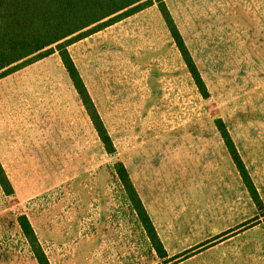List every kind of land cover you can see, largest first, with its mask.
Returning <instances> with one entry per match:
<instances>
[{"label": "rangeland", "instance_id": "obj_1", "mask_svg": "<svg viewBox=\"0 0 264 264\" xmlns=\"http://www.w3.org/2000/svg\"><path fill=\"white\" fill-rule=\"evenodd\" d=\"M163 1L68 46L112 152L59 51L0 77V264H264V0ZM120 164L138 221L99 215Z\"/></svg>", "mask_w": 264, "mask_h": 264}, {"label": "trees", "instance_id": "obj_2", "mask_svg": "<svg viewBox=\"0 0 264 264\" xmlns=\"http://www.w3.org/2000/svg\"><path fill=\"white\" fill-rule=\"evenodd\" d=\"M142 0H0V77L13 69L32 61L40 55H47L55 50L74 82L79 96L83 100L99 135L109 152L114 150L112 140L97 112L79 71L69 53L68 46L97 30L111 25L131 15L141 5ZM161 9L166 13L163 0ZM173 36L179 45L186 63L196 83L203 81L196 64L190 58L177 29ZM53 45H55L53 47ZM50 47V48H48ZM226 144L251 192V182L245 165L239 156L233 141L224 134ZM124 186L132 183L123 164L118 170ZM0 181L4 185L9 181L0 161ZM253 193V192H252ZM21 225L27 235L36 239L35 231L27 216L20 217ZM40 264H51L44 249L38 244L33 248Z\"/></svg>", "mask_w": 264, "mask_h": 264}, {"label": "crops", "instance_id": "obj_3", "mask_svg": "<svg viewBox=\"0 0 264 264\" xmlns=\"http://www.w3.org/2000/svg\"><path fill=\"white\" fill-rule=\"evenodd\" d=\"M136 191L138 192L141 199H143L144 203L146 204V200L142 195V187L138 185H134ZM107 193H114L115 195H108L104 197L107 199L106 203L109 205L111 203H116L118 207L111 208V207H101L99 210V215L103 217H110V218H126L131 217L133 220H139V214L137 209L135 208L131 196L128 195L127 187L120 185V186H109ZM105 203V204H106Z\"/></svg>", "mask_w": 264, "mask_h": 264}]
</instances>
